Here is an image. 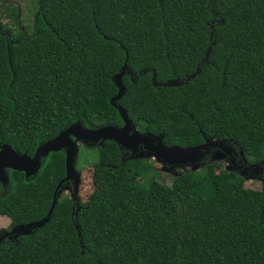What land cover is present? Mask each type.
I'll list each match as a JSON object with an SVG mask.
<instances>
[{
  "label": "trees",
  "instance_id": "1",
  "mask_svg": "<svg viewBox=\"0 0 264 264\" xmlns=\"http://www.w3.org/2000/svg\"><path fill=\"white\" fill-rule=\"evenodd\" d=\"M33 2L31 26L15 6V29L0 24V151L33 156L78 122L121 128L119 106L167 147L213 139L264 162V0ZM89 149V201L60 195L43 228L0 243V264H264V179L247 189L209 165L166 184L114 141ZM8 176L0 215L10 231L48 215L66 154L43 158L34 177Z\"/></svg>",
  "mask_w": 264,
  "mask_h": 264
},
{
  "label": "water",
  "instance_id": "2",
  "mask_svg": "<svg viewBox=\"0 0 264 264\" xmlns=\"http://www.w3.org/2000/svg\"><path fill=\"white\" fill-rule=\"evenodd\" d=\"M126 71L127 67L125 66L121 73L114 79L119 88V93L114 99H112V104H114L117 100H120L125 93V88L121 83V78L126 74ZM116 107L124 120V126L121 128L104 127L98 130H90L86 129L82 123L78 122L61 133L55 139L38 147L33 156H29L28 153H24L22 155L18 154L9 145L2 146L0 151V183L4 185L9 184L8 170L23 172L27 178L34 177L40 170L43 158L48 157L51 153H58L61 151H64L66 154V177L58 186L48 215L38 222L12 228L10 231L0 236V243H2L5 239L13 240L22 236H30L33 232L43 228L47 223H49L57 204V200L61 195L60 190L64 184L73 182L74 191L75 194H77V190L81 182L80 174L75 170V159L78 147L77 142L85 145H94L101 143L102 141H114L122 148L132 153H137L138 150L142 148L170 169L185 167L201 161L206 155L202 151L211 146L217 147L226 152L234 151L233 147L231 149H227L225 147V144H227L226 142L213 141V139L207 140L205 145L190 149H184L178 146L167 147L164 145L160 137L139 133L132 121L128 118L124 109L119 106Z\"/></svg>",
  "mask_w": 264,
  "mask_h": 264
},
{
  "label": "rangeland",
  "instance_id": "3",
  "mask_svg": "<svg viewBox=\"0 0 264 264\" xmlns=\"http://www.w3.org/2000/svg\"><path fill=\"white\" fill-rule=\"evenodd\" d=\"M12 6L18 8L20 13V20L23 21V27H29L32 24V21L35 18L36 10L34 9L33 0H0V24L4 26H10L8 29H15L12 25V20L6 16L8 9H12ZM100 144V143H99ZM77 155L75 159V170L80 174L81 182L79 184L77 194L74 191V185L64 184L61 188L60 193L64 196L70 197L74 203H87L94 192L93 184V174H94V164L98 162L97 151L89 149L92 144L86 145L89 148L85 147V144L77 142ZM227 149L232 147L240 155L237 149L232 144H225ZM210 154L209 150H206ZM233 151H224L222 149L216 148L211 151V154L205 158L206 160L202 162H196L185 167H177L170 169L166 167L162 162L158 161L153 155L148 154L145 150L140 148L137 153H132V159H144L145 165L149 167L151 176L156 177L158 181H162L166 184H171V178L179 176L180 172H190L195 175L199 174L202 168L206 166H212L216 173H220L221 170H232V159L231 153ZM206 154V153H205ZM238 164V162L234 161ZM239 166V164H238ZM264 166H259L258 169L262 171L264 177ZM203 171V170H202ZM244 180V185L247 189H260L261 182L263 178H254L253 175L249 173L239 174ZM258 175V174H257ZM259 176V175H258ZM145 181V180H143ZM73 183V182H71ZM76 200V201H75ZM11 226V220L8 217L0 215V236L8 232V229Z\"/></svg>",
  "mask_w": 264,
  "mask_h": 264
},
{
  "label": "flooded vegetation",
  "instance_id": "4",
  "mask_svg": "<svg viewBox=\"0 0 264 264\" xmlns=\"http://www.w3.org/2000/svg\"><path fill=\"white\" fill-rule=\"evenodd\" d=\"M2 26V25H1ZM24 28V27H23ZM217 147H214V146H211V147H209L208 149H206V150H209V152H210V154H211V151L212 150H214V149H216ZM206 150H203L202 152H204V153H206V156L208 157L210 154L209 153H207L206 152ZM204 157V159L202 160V162L203 161H205L206 159L205 158H207V157ZM231 158H233L231 161H232V164H233V166L231 167L232 168V170H229V171H235V172H237L238 174H244V173H249V174H251V175H253V177L254 178H263L264 179V177H263V173H262V171H260V169H258V167L257 166H264V162H262V163H260V164H253V163H249L246 159H245V157L243 156V154L242 153H240V155L235 151V149H234V151L231 153ZM234 161H236V162H238V164H239V166H238V164L237 163H235ZM264 169V168H263ZM259 176H258V175ZM263 179H262V181H263ZM68 185H70L69 187H71V185H73V183H68Z\"/></svg>",
  "mask_w": 264,
  "mask_h": 264
}]
</instances>
